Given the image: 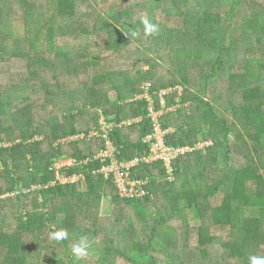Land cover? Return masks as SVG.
<instances>
[{
	"label": "trees",
	"instance_id": "obj_1",
	"mask_svg": "<svg viewBox=\"0 0 264 264\" xmlns=\"http://www.w3.org/2000/svg\"><path fill=\"white\" fill-rule=\"evenodd\" d=\"M147 83L167 146L194 149L173 174L147 162ZM103 120L144 196L96 173ZM61 159L82 179L59 182ZM263 202L264 0H0V264H250ZM60 229L69 238L49 240ZM81 236L94 261L73 254Z\"/></svg>",
	"mask_w": 264,
	"mask_h": 264
},
{
	"label": "built area",
	"instance_id": "obj_2",
	"mask_svg": "<svg viewBox=\"0 0 264 264\" xmlns=\"http://www.w3.org/2000/svg\"><path fill=\"white\" fill-rule=\"evenodd\" d=\"M150 87V86H149ZM171 91L168 92V90H165L161 96L162 101H166V96L170 93ZM150 94V93H148ZM147 99L151 102V105L154 106L153 98L148 95ZM151 111V109H150ZM151 116V114H150ZM152 117V116H151ZM161 115H159V120L157 123V129L156 132L149 136V140L153 143V152L154 155L152 159H147V162H152V161H164L166 167L169 170V173L172 174L174 172V168L172 166V161L176 158H178L181 154H185L186 152H191L194 149L190 147L186 148H173L169 147L166 144V141L162 140L159 141V135L162 134V132H166L163 129V126L160 121ZM153 118V117H152ZM154 119V118H153ZM104 125H108L106 122L103 123ZM109 126V125H108ZM172 132V130H169V132ZM102 134L99 133L101 136L104 137L105 140V149L101 150V152L96 155L94 160H101L102 163H105V165L102 167L101 170H99L106 179L112 178L114 179V182L116 183V187L123 197H129V198H135V197H142L146 194L145 190L142 189V186L144 183L142 182H137L133 181L130 177V169L139 164V161L136 160L131 163H125L121 162L118 159V153L119 149L116 147V145L112 142L109 136V131L105 130V126L102 129ZM98 133V132H95ZM166 135V134H165ZM164 135V138H165ZM83 137V136H81ZM201 145V144H200ZM199 145V146H200ZM204 145H209V143H205ZM90 160H87L86 162H89ZM57 179L60 180V182L64 183L65 180H63V176L60 175V173L57 171L56 172ZM65 179V178H64ZM139 185L141 189L139 188Z\"/></svg>",
	"mask_w": 264,
	"mask_h": 264
},
{
	"label": "rangeland",
	"instance_id": "obj_3",
	"mask_svg": "<svg viewBox=\"0 0 264 264\" xmlns=\"http://www.w3.org/2000/svg\"><path fill=\"white\" fill-rule=\"evenodd\" d=\"M146 70L147 69H149V66H143ZM149 86H150V83H147L146 85L144 84V86H143V90H145L144 91V93L143 94H141V95H139L138 96V98H136V99H140V98H147L148 97V95H150V94H148V92H147V90H148V88H149ZM165 90H162V92L161 93H163ZM169 91H178L179 92V94H181L182 93V91H183V87H178L176 90H173V88H171V89H169L168 90V92ZM160 93V97L162 96V94ZM151 96V95H150ZM111 98H112V100L115 102V101H117V94L115 93V92H113V93H111ZM161 104L164 106V108L166 107V105H167V101H162V99H161ZM150 109H151V116L154 118H152L153 119V123H154V127H155V132H156V129H157V123H156V121L158 122V120H159V115H163V114H165L166 113V110L165 109H163L162 111H156L155 110V108H154V106L153 105H151V107H150ZM172 110H177L176 108H174V109H172ZM156 120V121H155ZM141 121V120H140ZM105 123V122H104ZM130 124H132V122H129ZM124 125V124H123ZM105 126V130H107V131H109L110 129H112L113 128V126L114 125H104ZM104 126H103V128H104ZM165 134H168V131H166V132H162V134H160L159 136V141H161L162 142V140H164L165 141V138H164V135ZM92 136H94V137H97V138H102V139H104V137L103 136H101L99 133H92L90 136H89V138L90 137H92ZM77 138V137H76ZM78 139V138H77ZM149 140V139H148ZM201 144V145H200ZM198 146H197V148H204V146L206 147L207 145H204V143L202 142V143H200ZM209 144H211V143H209ZM72 165H76V163H75V161H73V162H70L69 160H65V161H62V162H60V161H58V162H56L55 164H54V166H53V169L55 168L57 171H61V170H63L65 167H68V166H72ZM78 167V166H77ZM96 173H101L100 171H97ZM174 173V172H173ZM172 173V174H173ZM62 175H63V173H61ZM82 179V177L81 176H71V177H66L65 179L63 178V180H65V182H67V183H73V182H78L79 180H81ZM170 180H174V179H172V178H170ZM83 181V180H82ZM139 188L141 189V187H140V185H139ZM8 195H5V196H3L2 198H6ZM114 209H115V205H114V202L111 200V198L110 197H104L103 199H102V201H101V208H100V215L102 216V217H110L113 213H114ZM261 211H262V219L264 220V202L262 203V209H261ZM95 252H96V250H95V248H93V246H91V245H89V249H88V255L85 257L88 261H94L96 258H97V256H96V254H95Z\"/></svg>",
	"mask_w": 264,
	"mask_h": 264
},
{
	"label": "clouds",
	"instance_id": "obj_4",
	"mask_svg": "<svg viewBox=\"0 0 264 264\" xmlns=\"http://www.w3.org/2000/svg\"><path fill=\"white\" fill-rule=\"evenodd\" d=\"M142 24H143V28H144V35L147 37V36H152V35H155L158 33L159 31V26L155 23H152L149 19H147L146 17L145 18H142L141 20ZM130 35L132 37H137L139 36V32H131ZM106 122L105 120H103V123ZM107 123V122H106ZM130 124V123H129ZM104 126V124H103ZM95 132H98V131H94ZM93 133V132H92ZM100 133V132H98ZM103 133V132H102ZM101 133V134H102ZM83 136V135H82ZM78 139L80 138H83L81 136H77ZM76 137H73L72 139H69L68 141H71V140H77ZM103 150V149H102ZM101 152V151H100ZM96 156V155H95ZM60 162L62 161H65V160H59ZM70 162H73L75 161L76 163V160H73V159H69ZM87 161V160H86ZM84 161L83 163L84 164H87L89 162H92V161H89V162H86ZM58 162V161H57ZM74 166V165H72ZM70 167V166H68ZM102 169V168H101ZM100 169V170H101ZM54 170L57 172V170L54 168ZM62 171V170H61ZM61 171H58L60 173L61 176H63L64 178H66V176L62 175L61 174ZM58 180V179H57ZM60 182V180H58ZM62 183V182H61ZM64 183H67V182H64ZM69 238V234L66 230L64 229H60V230H57V231H53L49 234V240L51 241H55L57 243L59 242H62V241H65ZM88 249H89V243H88V239L86 236H81L80 239H79V242L77 244H75L72 248V252L73 254L77 257V259H81V258H84L88 255ZM249 261H250V264H264V256H259V255H251L249 256Z\"/></svg>",
	"mask_w": 264,
	"mask_h": 264
},
{
	"label": "crops",
	"instance_id": "obj_5",
	"mask_svg": "<svg viewBox=\"0 0 264 264\" xmlns=\"http://www.w3.org/2000/svg\"><path fill=\"white\" fill-rule=\"evenodd\" d=\"M102 130V129H101Z\"/></svg>",
	"mask_w": 264,
	"mask_h": 264
}]
</instances>
